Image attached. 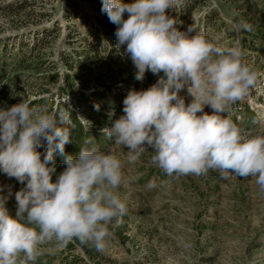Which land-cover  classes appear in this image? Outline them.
Returning <instances> with one entry per match:
<instances>
[{"label": "clouds", "instance_id": "clouds-1", "mask_svg": "<svg viewBox=\"0 0 264 264\" xmlns=\"http://www.w3.org/2000/svg\"><path fill=\"white\" fill-rule=\"evenodd\" d=\"M182 6L183 0H102L101 11L117 26L115 47L131 60L135 79L147 72L159 76L146 90H129L123 114L101 129L125 153L103 151L91 137L85 141L90 147L67 154L76 129L71 107L50 111L23 97L0 108V172L24 185L13 192L0 184V264H35L53 242L57 250L79 241L104 252L128 214L119 191L125 163H137L149 150L152 163L169 177L217 171L225 180L254 178L264 190V132L232 118L234 106L264 74L242 59L238 45L192 35V26L180 30L182 21L173 13ZM233 28L249 26L240 22ZM185 89L190 103L181 95ZM77 118L85 128L91 125ZM57 155L66 165L58 175ZM13 195L15 215L7 207Z\"/></svg>", "mask_w": 264, "mask_h": 264}, {"label": "rangeland", "instance_id": "rangeland-1", "mask_svg": "<svg viewBox=\"0 0 264 264\" xmlns=\"http://www.w3.org/2000/svg\"><path fill=\"white\" fill-rule=\"evenodd\" d=\"M193 3L196 5L192 14L184 13L182 8V12L173 13L182 21L180 30L192 26V35L203 33L214 42L219 36L222 45H238L242 59L264 74V0ZM100 4L102 0H0V108L11 107L9 102L20 103L23 97H31L33 106L46 105L50 111L59 108L61 102L91 122L84 129L88 136L95 137L94 143L101 150L123 154L127 149L101 133L120 116V112L108 108L115 104L108 98L103 83L117 81L109 86L113 92L121 89L125 94L144 79L135 82L136 70L131 60L118 50L121 70H117V65L105 66L112 46L107 51L101 49L93 31L100 17L108 19ZM240 22L249 28L235 30L233 25ZM100 38L116 41L115 35L105 33ZM92 51L98 52L104 63L92 62L88 57ZM70 56L93 67L92 80L85 90L86 79L78 76L85 70L78 64L70 66ZM22 58H29L28 62L43 60V68L15 72V61ZM101 71L104 75L97 80ZM121 71L120 80L111 76H119ZM146 83L148 88L153 85ZM82 90L89 106L76 102L77 92ZM98 92L104 93V97L98 98ZM181 95L191 102L186 89ZM96 104L100 105L99 111L94 108ZM100 112L109 114L110 121L101 123ZM261 116L264 75L249 97L234 106L232 118L246 129L260 133L264 132ZM152 154L149 150L137 163H125L126 182L119 191L127 203L128 214L114 229L104 252L79 241L57 250L53 242L45 246L52 250L45 251L35 264H264V190L254 178L236 176L225 180L217 171L206 176L169 177L152 163ZM5 176L0 172V184L12 186L13 192L24 186ZM7 207L15 215L14 195Z\"/></svg>", "mask_w": 264, "mask_h": 264}, {"label": "trees", "instance_id": "trees-1", "mask_svg": "<svg viewBox=\"0 0 264 264\" xmlns=\"http://www.w3.org/2000/svg\"><path fill=\"white\" fill-rule=\"evenodd\" d=\"M134 2V0H124V2ZM186 2L184 3L185 5H183L182 7V11L188 15L192 14L193 13V10H194V6L196 5L195 3H193L194 1L196 0H185ZM17 5H20V4H17ZM99 6H101L100 8L102 9V5L100 4ZM180 9L179 11L182 12ZM125 18H127V15L125 14ZM116 25H114L113 23H110L109 22V19L107 18H99L98 19V23L96 25H94V35L96 37V42L98 44H101V49L104 48L103 50L104 51H107L109 49L110 46H112V48L108 51V60L105 61V63L103 62V57L101 55L98 54V52L96 51H92L93 53L89 54V59L94 62V63H104L105 66L107 67H112L113 65H117V70L120 71L121 70V67L119 64V56L117 54V49H115V45H116V41L115 40H112L109 42L107 40H102L100 38V35L102 34H107V35H114L115 31H116ZM262 39H264V37H262ZM114 46V47H113ZM94 50V49H93ZM102 51V50H101ZM32 55V54H31ZM24 56V55H23ZM32 58V57H30ZM29 58H22L21 60H17L15 61V64H14V67H13V70H15V72H20V71H24V70H29V72H36V70H41L43 68V63L44 61L43 60H40V61H27ZM71 60L72 63H68L70 64V66H74L73 64H78L81 68H83L85 70V73H79L78 76L81 77V78H84L86 79V81H84V85H83V89L85 90L89 85V82L90 80H92V75H93V67L91 66H86L85 64H83L80 60H75V58H73L72 56H70L69 58ZM32 68H35V69H32ZM22 73V72H21ZM100 77L97 78V80H100L102 78V75H104L103 71L100 72ZM103 73V74H102ZM123 73V71L119 72V76H116V75H111V76H115V80L119 79L120 80V77H121V74ZM150 74V75H149ZM20 75H17V77H19ZM153 74L151 75L150 72H147L145 74V77H144V81L141 82V84L139 85V83L137 84V86H134L132 87V89H136V90H146L148 87L147 83L146 82H152V84L156 83L157 80L154 79L153 77ZM16 77V78H17ZM137 80L135 79V82ZM70 82V80H69ZM138 82V81H137ZM140 82V80H139ZM100 83H103L102 81H100ZM117 83V81L115 82H111L110 84L108 85H105L107 83H103V85L106 87L107 89V96L108 98L110 99V101H112L115 105L114 106H110L108 107L109 109H112V110H117L118 112V115H122L123 113V100L124 98L126 97V94H123L121 89H119V92L118 93H115L113 92V88L109 85H113ZM140 86V87H139ZM142 86V88H141ZM82 90V91H78V97H79V101H76L77 103L79 102L80 105L83 104V106H89L88 102H89V99L88 97L86 96L85 94V91ZM104 97V93H100L98 92L97 93V97L98 98H101ZM11 100V99H10ZM75 102V105L76 106H79L77 105V103ZM10 104L12 105H15L16 103L15 102H9ZM85 104V105H84ZM59 108H65L63 103H59L58 105ZM69 111H71L69 109ZM73 111V114H72V120L73 122L76 124V129L74 130L73 132V142L72 143H69L68 145H66V153L67 154H72V155H77L80 151V147H84V146H91V145H85V141L88 140L89 138L91 137H94V136H88V132L84 129V125H82L79 121V119L77 118V114L76 112L72 109ZM253 112V110H252ZM99 120H101V123H107L108 121H110V115L107 114V113H104V112H100L99 114ZM253 123V122H252ZM102 142V141H101ZM100 149H101V146L96 144ZM45 148H46V145H45ZM45 148H41L40 151L44 152L45 151ZM56 164H57V175L59 173H61L64 168L66 167V165L64 164V158L62 156H59L57 155L56 156ZM7 177V176H5ZM8 178V177H7ZM6 178V179H7ZM10 180V178H8ZM12 179V178H11ZM15 179V178H14ZM53 179H56V176L53 177ZM1 182V181H0ZM15 182H17L15 180Z\"/></svg>", "mask_w": 264, "mask_h": 264}]
</instances>
